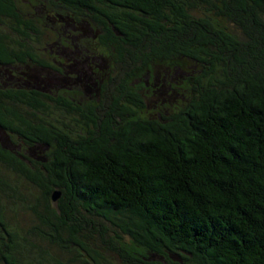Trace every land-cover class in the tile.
<instances>
[{
    "label": "trees",
    "instance_id": "trees-1",
    "mask_svg": "<svg viewBox=\"0 0 264 264\" xmlns=\"http://www.w3.org/2000/svg\"><path fill=\"white\" fill-rule=\"evenodd\" d=\"M0 264H264V0H0Z\"/></svg>",
    "mask_w": 264,
    "mask_h": 264
},
{
    "label": "water",
    "instance_id": "water-1",
    "mask_svg": "<svg viewBox=\"0 0 264 264\" xmlns=\"http://www.w3.org/2000/svg\"><path fill=\"white\" fill-rule=\"evenodd\" d=\"M59 196H60V192L59 191L55 192L54 200L56 201L59 198Z\"/></svg>",
    "mask_w": 264,
    "mask_h": 264
},
{
    "label": "rangeland",
    "instance_id": "rangeland-1",
    "mask_svg": "<svg viewBox=\"0 0 264 264\" xmlns=\"http://www.w3.org/2000/svg\"><path fill=\"white\" fill-rule=\"evenodd\" d=\"M53 202H56V201L53 199ZM21 216H23V217H24V215H23V214H21Z\"/></svg>",
    "mask_w": 264,
    "mask_h": 264
}]
</instances>
